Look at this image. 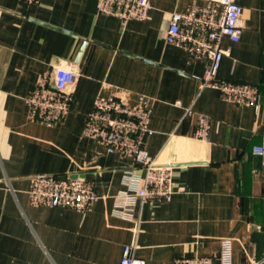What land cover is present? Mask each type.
<instances>
[{
  "label": "crops",
  "instance_id": "1",
  "mask_svg": "<svg viewBox=\"0 0 264 264\" xmlns=\"http://www.w3.org/2000/svg\"><path fill=\"white\" fill-rule=\"evenodd\" d=\"M149 1L148 20L124 23L99 13V0H0V264H120L127 246L145 264L217 263L226 240L233 264H264V154L254 153L264 147V0H236L241 40L222 41L217 78L257 87L248 106L201 89L207 59L166 41L174 13L209 0ZM66 66L81 72L71 113L32 121L27 99ZM114 92L150 99L145 149L173 168L171 200L138 202L131 220L116 197L126 172H145L85 132L96 98ZM200 115L207 141L195 138ZM45 175L92 182L98 200L87 212L34 206L29 179Z\"/></svg>",
  "mask_w": 264,
  "mask_h": 264
},
{
  "label": "built area",
  "instance_id": "2",
  "mask_svg": "<svg viewBox=\"0 0 264 264\" xmlns=\"http://www.w3.org/2000/svg\"><path fill=\"white\" fill-rule=\"evenodd\" d=\"M29 4L40 0H26ZM99 13L119 18L124 23L131 20L149 19V0H99ZM243 7L236 0H209L206 5H193L188 10L176 12L166 33L169 44L185 48L196 58H205L208 66L200 79V88H215L224 100L237 105H255L259 100L258 89L249 84H235L217 78L225 50L224 38L232 43L241 40L240 19ZM81 72L71 66L56 68L45 74L36 90L27 99L29 118L34 122L55 124L63 121L72 111L74 91ZM193 114L187 109V116ZM152 106L149 98L141 96L136 104L129 103L116 92L109 96L99 95L86 118L85 132L97 139L108 154H118L132 160L136 168L145 174L136 176L126 172V190L117 195V215L133 219L135 206L155 201H169L175 194L173 168L153 159L145 149L151 129ZM210 121L200 115L195 138L207 141ZM256 155L264 154V147H254ZM29 199L37 207L60 206L79 212L91 210L98 200L92 182L67 175L35 176L29 179ZM134 248L127 246L120 264H145L134 256ZM174 264H233L232 243L222 242L217 263L208 257L177 258Z\"/></svg>",
  "mask_w": 264,
  "mask_h": 264
}]
</instances>
